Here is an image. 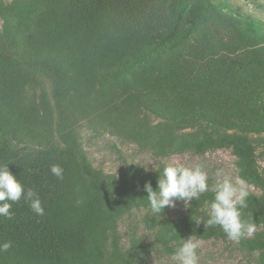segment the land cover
<instances>
[{
    "label": "trees",
    "instance_id": "16d2710c",
    "mask_svg": "<svg viewBox=\"0 0 264 264\" xmlns=\"http://www.w3.org/2000/svg\"><path fill=\"white\" fill-rule=\"evenodd\" d=\"M81 126L160 159L230 149L238 177L257 190L241 209L254 234L236 244L264 264L258 19L215 0H0V166L44 207L38 216L21 199L11 219L0 217V243L11 242L0 264H139L156 250L171 256L189 235L229 240L194 221L207 220L211 187L177 218L168 207L154 214L144 185L156 189L163 162L105 173L89 159ZM132 209L151 236L131 230L123 244L118 220Z\"/></svg>",
    "mask_w": 264,
    "mask_h": 264
},
{
    "label": "clouds",
    "instance_id": "9594fccd",
    "mask_svg": "<svg viewBox=\"0 0 264 264\" xmlns=\"http://www.w3.org/2000/svg\"><path fill=\"white\" fill-rule=\"evenodd\" d=\"M131 163V162H130ZM159 172L157 187L154 190L150 183H145L148 204L154 214H161L165 207H175L176 200L187 205L189 201L199 199L201 194L209 191V176L201 163L185 165L180 162H165ZM50 172L58 179H63V168L58 164L50 166ZM216 180L212 186L213 199L207 206V220L196 218L199 224L219 226L227 239L239 243L242 239L254 234V224L242 219L241 209L247 207L249 190L243 179L233 180L223 169H217ZM25 200L31 210L38 216L44 215L42 202L32 188L25 189L8 169L7 164L0 166V217L12 218L13 203ZM80 201H77L79 204ZM11 242L0 243V252H6ZM200 243L194 235L174 242L171 260L174 264H199L198 249Z\"/></svg>",
    "mask_w": 264,
    "mask_h": 264
},
{
    "label": "rangeland",
    "instance_id": "374dc122",
    "mask_svg": "<svg viewBox=\"0 0 264 264\" xmlns=\"http://www.w3.org/2000/svg\"><path fill=\"white\" fill-rule=\"evenodd\" d=\"M224 5L226 9H231L240 14H247L258 19L264 28V0H257L259 7L245 2L244 0H215ZM81 140L92 164L101 168L105 173L116 174L124 170L128 163L140 164L147 170L154 168L159 162H180L191 165L199 162L203 169L208 173L209 187L215 183L216 170L223 169L233 180L240 179L234 165V155L228 148H221L207 151L204 154H195L189 151L172 154L164 158L153 156L146 150H140L137 146L127 140L118 138L106 130L91 132L86 127L79 128ZM255 137V134H250ZM257 164L264 169L263 146L256 147ZM249 191L257 192L252 186H247ZM185 203L176 200L175 207H168V214L172 218H177L184 210ZM143 214L142 210L132 209L118 220V230L121 234V242L127 243V234L133 230L137 235L151 236L150 231L145 232L140 221ZM200 243L198 249L200 260L199 264H262L258 261L256 254H247L239 249V246L231 240L216 238L197 239ZM139 264H174L171 256L153 251Z\"/></svg>",
    "mask_w": 264,
    "mask_h": 264
}]
</instances>
